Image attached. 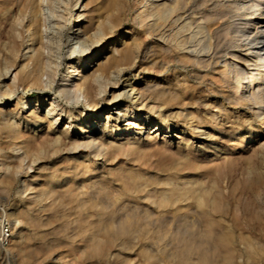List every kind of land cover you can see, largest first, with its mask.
I'll list each match as a JSON object with an SVG mask.
<instances>
[{"label":"bare ground","instance_id":"bare-ground-1","mask_svg":"<svg viewBox=\"0 0 264 264\" xmlns=\"http://www.w3.org/2000/svg\"><path fill=\"white\" fill-rule=\"evenodd\" d=\"M23 1L26 19L20 22L18 29L12 30L4 49L5 70L8 72L12 68L14 71L11 82L7 83L5 99L14 102L11 106L0 108V160L6 163L4 165L8 169L0 177V183L3 186L9 184L6 188L10 187L13 175L22 173L24 190H31L27 197L29 201L25 200L35 214L31 221L27 218V210L23 207L28 203L21 205V210L18 208L20 206L12 208L13 211L9 213L18 221L16 236L11 243L14 251L17 250L25 260L38 261L40 251L44 249L46 252L43 248L45 245L54 247L53 243L45 241L44 246L40 243L49 233L42 230V226L48 224L46 213L53 207L51 203L74 199L79 203L81 214L98 218L101 224L97 232L89 236L87 248L79 250L81 253L89 250L90 256L93 255L98 264L118 262L117 257L121 254L118 251L124 248L132 251L137 247L149 260L159 259L160 262L164 260L161 258L164 254L167 261L177 259L181 264H246L244 250L238 246L232 227L217 217L224 209L217 198L219 190L213 192L212 187L201 185L204 178L198 172L204 157L210 156L207 160L210 161L221 153L225 158L222 161L227 166L236 157L227 150L234 141L226 143L212 131L213 128L220 131L225 129L226 121L219 118L225 109L223 104L215 102L213 106L216 108L213 110L216 112L210 116L202 112L209 105L205 98L198 101L202 110L185 108V105H192V91L195 89L192 87V72L175 74L173 83L162 82L152 77L148 79L146 72L149 69L138 64L141 68L135 77L141 74V81H130V76L120 79L130 67L136 66L144 41L134 31L130 35L121 31L116 41L108 42L131 8L129 0H73L72 12L69 11L72 0H58V31L62 33L66 29L64 21H69L68 14L76 17L78 22L86 16L80 26L90 50L76 55L74 49L69 48L64 59L68 70L66 79L71 80L63 85L57 83L58 65L53 57L56 46L52 41L56 35L47 38L43 27L45 0ZM193 1L135 0L132 7L135 24L145 37L153 39L157 49L166 52L168 58L159 64L156 55L149 63L159 65L161 69L158 71H164L177 61L188 65L193 61L204 66L211 57L210 50L213 47V33L209 24L228 18L236 27L237 37L248 40L249 51L245 56L232 51L230 60L225 61L220 70L221 78L232 88L230 97L233 102L239 105L242 100H248L261 107L264 103V67L261 65L262 69L250 74L247 65L251 60H264V0ZM206 3L207 7H203ZM72 35L68 33L67 37L61 38L59 48L62 44L69 45ZM24 42L27 51L22 52ZM152 49L153 45L146 47L149 54ZM72 58L77 60V66L72 64ZM239 58L244 64L238 67L236 61ZM45 75L50 78L49 82L45 81ZM255 83L258 86L256 89L253 86ZM18 85L25 90L17 94L15 99L10 98ZM67 88L76 97L74 102H63L62 95ZM28 90H37L38 93L30 97ZM48 90L53 91L52 100L46 96ZM79 95L89 108L88 111L82 108L79 117L83 113L85 118L90 113L96 114V117L91 121H84L83 118L79 120L77 117L70 125H64L65 122L62 124V112L73 116L74 109L82 106ZM58 97L61 100L56 101ZM174 103L184 105L175 116L165 115L159 110L162 107L171 109ZM114 104L117 105V110H113L115 118L121 117L127 121L119 124L113 122L111 125L104 122L98 126L100 131L96 130V126L91 123L106 113L110 120V109H114ZM261 109L257 116L264 122V107ZM140 111L147 114L142 116ZM152 122L155 124L152 125ZM136 126L139 128L138 135H132L131 129ZM165 126L178 130L169 141L165 135H162L161 140L158 137L168 128ZM206 127L211 129L207 130ZM251 139L255 140L254 137ZM160 141L162 145H157ZM16 149L19 151L14 153ZM209 151L213 152L208 155ZM98 163L100 165L97 167ZM25 167L33 168L34 173L30 174ZM214 172L219 174L221 170L216 169ZM36 181L41 183V187L33 186ZM256 202L262 208L263 192H258ZM178 216L182 222L176 224ZM188 216H192L190 223H186ZM202 217L205 219L198 222V218ZM26 224L33 227L34 240L40 245L30 240V235L24 232ZM165 229L172 231L175 236L171 244L163 245V237H159V232ZM243 232L239 233L238 240L245 245L246 240L251 238ZM256 240L257 248L264 251V243ZM246 255L248 258L250 253Z\"/></svg>","mask_w":264,"mask_h":264},{"label":"rangeland","instance_id":"rangeland-1","mask_svg":"<svg viewBox=\"0 0 264 264\" xmlns=\"http://www.w3.org/2000/svg\"><path fill=\"white\" fill-rule=\"evenodd\" d=\"M23 2H24L23 0H0V48H1L0 49V60H1L0 61V68H1L0 69V105H1L0 108L4 107V106L6 108V107H8V105L11 106L14 102V101H11L9 99H5V95H6V92L8 90V84L11 82V79L13 78L14 71L12 68L10 70H8V72H6L7 70H5L4 49H5V45L7 44L8 40L11 36L12 30L18 29L20 27V22L21 21L23 22L26 19V13H25V8L23 6ZM193 2H198V0H194ZM134 3H135V0H129V4H130L131 8L127 11V14L124 15V18L121 21V24L114 31L113 36L110 38V40H108V42H112V43L114 41H116L117 35L120 34L121 31L124 32L123 34H127V35H130L131 32L134 31L135 34L140 35L142 37V39L144 40L142 47H141L140 57L136 61L137 62L136 66L130 67L131 69L129 68L127 70L128 73L125 75L123 74L120 77V79L122 78V80H124L127 76H130L131 77L130 81H134L135 79H137V81H139L140 79H142V77H141L142 75L140 74L138 77H135V73L138 71L139 68H141V66L149 69L148 72H146V73H148V79H151V77H152V79L159 80L162 82H172L173 83V80H175V77H176L175 74H178L180 72H187V73L192 72V87L195 88L192 91V105H190V106L185 105V108L192 110V111L202 110V108H200L198 105V101L201 100L202 98H205L208 100L209 105L207 106L206 110H202V112L207 113V115L210 116L211 114H214L216 112L215 110H213L216 108L215 106H213V104L215 102L216 103L221 102L223 104L225 109L222 112V115L219 116V118L222 117L226 121L225 122V129L223 131H220L217 128H213L212 131L214 132L215 135L218 134L219 139L224 140L226 143H228L229 141H234L232 143L233 146L231 144H229L228 146H231V147L227 150H229L228 152L232 151L236 157L233 159V161L231 163H229L228 166L225 165L224 161H222L225 158H223L224 155H221V153H219V155L215 156V158H213L210 161H207L210 156L207 158L204 157L202 162H201V163H203V162L204 163L198 171L199 173H201L202 178H204L203 179L204 182L201 185H204V187H206V186H208L210 188L212 187V190L214 189L213 192H216L219 190V192L217 194V198L221 202V204L224 205V209L222 210L223 212L221 211L222 214L221 213H220V215L218 214L217 217H220L219 219H221L222 222L224 221V223L226 225L232 227V231L234 232V237L237 238L236 241H237V243H239L238 246L240 245V247H242L244 250V259H245L246 264H264V251L258 249L257 248V240L255 242V239H258V241H261L264 243V205L262 206V208H259L257 205V202H256V196H257L258 192L264 193V172H263L264 171V122H262L260 120V118H259L260 112H258V111H260L261 108L264 107V103L260 107L254 103L248 102V100H242L239 103V105L237 103L233 102V100L230 97L233 90L231 87H229L227 85L225 80H222L221 74H220V70L223 68V63L227 60L228 61L230 60V56H231L232 51L235 50L241 56L247 55L246 53H247V51H249V42H248V40L245 39V37H242V38L237 37V35H236L237 32L235 29L236 27L232 22H230L231 21L230 19L226 18L225 20L220 21V22H213V23L209 24L210 25L209 29L213 33V38H212L213 47L210 50V56L211 57H209L208 60L204 63L205 64L204 66H200L199 64H197L193 61H192V64H190V65H188L189 63L177 61L178 63L174 62V63H171L170 65H168L169 68H165L164 71H158L161 68L159 67V65L157 66V64L153 65L152 62L149 63L150 59L153 56L157 55L158 56L157 60H159L158 63L160 61L166 62L167 61L166 59H168V58H166L167 54L164 50L157 49L158 47L154 44V41H152L153 39L150 37L149 38L145 37L144 33L135 24L134 14H133V9H132ZM8 5H10V6H8ZM207 5H208V3H206V5H203V7H205V6L207 7ZM63 6H65V4H63ZM73 6H74V4H73V0H72V4H71L70 10H69L70 12L73 11V9H72ZM82 9L83 8H81V10ZM43 10H44L43 17L45 18V26H43V27H44V29H46L47 38H50V37H53L56 35L55 37L52 38V41L54 42V44L56 46V50H55V53L53 54V57L57 60V65H58L57 66L58 74L56 76V80H57L56 82L63 85L64 83H68L71 80V79H69V80L66 79L68 70H67V64H66L64 57H65V55L68 54L67 50L69 48L74 49V54H76V55L85 54L86 52H88L90 50L87 47L89 42H88V40H86L87 39L86 35L82 32L81 26H80L82 23H84L86 16H83L82 20L80 22H78L76 17H74L72 14H68L67 18L69 21H64L67 27L61 33L58 31V28L56 26V20L60 19L59 17L56 16V13H59V10H60L58 0H45L44 4H43ZM1 19H2V21H1ZM258 24L259 23H257V25ZM136 28H137V30H136ZM128 32H129V34H128ZM68 33L73 34L72 37L70 38V44L69 45H65V44L63 45L62 44V47L60 46V48H59V44L61 43L60 39L67 37ZM62 34H64V35H62ZM114 37H116V38H114ZM263 44H264V42H263ZM151 45H153V49H152V52L149 54L148 50H146V47L151 46ZM23 46H22V52L27 51L26 42H24ZM1 52H3V53H1ZM242 59H243V57H242ZM242 59L239 58L236 61V64H238V67L243 66L244 63H243ZM61 60H64V61L61 62ZM71 62L73 65L77 66V60L75 58H72ZM161 63H159V64H161ZM263 63H264V60H262V59H258L256 62L251 60L250 64L247 65L248 71L250 72V74L251 73H257V71L259 69H262V67H264ZM138 64H141V66L138 67L137 66ZM180 64H182V65H180ZM185 64H187L188 66H186ZM183 65H184V67H183ZM261 65H262V67H261ZM75 68H77V67H75ZM183 68H185V69H183ZM76 72H77V70H76ZM72 78H73V76H72ZM44 79H45V81H48V82L50 81V78L47 75L44 76ZM229 82L231 83V81H229ZM52 83L55 84V81H53ZM253 86H254V89H256L258 87L256 85V83ZM24 90H25L24 87H22L21 85L16 86V92L11 94L10 98L15 99L16 95L19 93H22ZM196 91H197V94H196ZM37 93H38L37 90H28V96H30V97L35 96ZM46 93H47L46 96H47L48 100H52L54 98V94H53L52 90H48ZM203 93H205V94H203ZM109 94L110 93L108 92V95ZM68 96H70V97L68 98ZM72 96H73L72 91H69V88H67L63 92V95H62L63 102L64 103L74 102L76 97L75 96L72 97ZM78 98H79V101H80L82 106L74 109L75 113L73 116L71 113H66L65 111L62 112V114H63L62 115L63 119L61 120L62 124L65 122L64 125H70L73 120L77 119V117L79 120H81L83 118L84 121L85 120L91 121V119L96 117V114H93V113L88 114L86 116V118L84 117V113L79 117L78 114L81 113L82 108L85 107V109L87 111L89 110V108L86 104H84L81 95H79ZM55 100L56 101L61 100V97H58ZM112 106H113L112 108H114V109H110V112H112V113H110V114H112L110 120H108L107 113H106V114H101L100 116H98L94 120L96 122L91 123L92 125L96 126V130L100 131L99 127L104 122H108L109 125H111L113 122L119 124V123H123V122L127 121V120L123 121V118H121V117L115 118V114L113 113V110L114 111L117 110V108H115L117 105L114 104ZM123 106L124 105H122L121 107H123ZM183 106L184 105H180V103H174L173 106L171 107V109H166V108L162 107L159 110L162 113H164L165 115L168 114V116L172 117V116L177 115V113H179L181 111L180 109L183 108ZM209 107H211V108H209ZM140 112L142 113V116L147 114L144 111H140ZM257 112L259 114L258 115L259 117L257 116ZM66 121H67V123H66ZM139 122H140V120L137 121V123H139ZM154 124H155V122H152V125H154ZM260 124H261V126H260ZM165 127L167 128L168 126H165ZM138 129L139 128L137 126L133 127L131 129L132 135H138V133H137ZM210 129H211L210 127L207 128V130H210ZM176 131H178L177 128L171 129L170 127H168L165 131H163L162 134L159 133L158 137H160V140H161L162 137L165 135L166 140L169 141ZM187 136H188V138L191 137L190 135H187ZM232 137H233V139H232ZM252 137L255 138V140H254L255 142L251 139ZM159 144L162 145L161 141L157 143V145H159ZM175 144L176 143H174L173 145H175ZM167 145H169V144H167ZM156 147H158V146H156ZM18 151L19 150L16 149L14 151V153H16ZM212 152L213 151H209L208 155L211 154ZM1 161L2 160H0V177L3 176L4 174H6V172L8 170L7 166L4 165L6 163L4 161H2V162ZM207 163H210V164L206 166ZM99 165H100V163L97 164V167ZM155 167H156V165H155ZM25 168H27L25 170H27L29 173L30 172L34 173L33 168H30V167H25ZM216 169H220L221 173H219V174L215 173L214 171ZM237 169H238V171H237ZM207 173H209V174H207ZM16 174H17V176H16ZM16 174L13 175L14 180L12 181V183H10L11 184L10 187L6 188V186H9V184H7L6 186L4 184V186H3L2 183H0V207L4 208L5 213L7 214L8 218L10 220L11 226H12V235L10 237L9 243L5 246L0 245V264H96L97 261H95V257H93V255L90 256L89 250H87L88 252L85 251L84 253L79 252V250L87 248V244H88L87 242L89 241V236L91 234H93L94 232H97V230L100 228L101 224H100L98 218H95L93 216L87 217V215L81 214L79 211L80 210L79 203L77 201L75 202L74 199H65V201L62 200V201H56V202L51 203V206H53V207H50V212L46 213L48 224H45V227L42 226V230H45L49 233H48L47 237L45 238V240L41 241L40 243L42 246H44L45 245L44 243L46 241V243H50V244L53 243L54 247H53V245L51 246L49 244L50 247H52V249H50L49 246L46 247L47 245H45V247H43V248H45L46 252H44L43 251L44 249H43L40 251L41 254L39 253L40 258H42V259L39 258L38 261H34L31 259L25 260L22 256H20L21 254L17 250L14 251V249L11 247L12 246L11 243H12V239H14V237L16 236V227L15 226H16V222L18 223V221L14 220L15 218L10 216L9 213L13 211L12 208H14V207L20 206L18 208H20V210H21L22 209L21 207L25 206L26 203H28L29 198H27V197L30 196V191H31V190H28V191L24 190L25 184H24L23 174L22 173L20 174V172H17ZM33 186L34 187H41V183L39 181H36L35 183H33ZM5 188H6V190H5ZM28 192H29V195H28ZM25 199L28 201L26 202ZM21 203H23L24 205ZM73 203H74V205H73ZM28 205H29V203L27 204V206L23 207V209L27 210L26 216L31 221V218L33 217V215L35 213L32 212V209ZM30 210H31V212H30ZM227 210H229L228 213H226ZM66 213H67V215H66ZM223 214L227 215V216H224ZM30 215H31V217H30ZM50 215L53 218L55 217V219H53ZM222 215H223V218H222ZM228 215H229V217H228ZM188 217L186 218V223H188V222L190 223L191 222L190 220H192V218H191L192 216H188ZM224 217H225V219H224ZM228 218H229V222H228ZM44 219H46V218H44ZM179 219H181V220H179ZM203 219H205V218L204 217H202L201 219L198 218L197 221L201 222V221H203ZM49 222H50V224H49ZM175 222H176V224L182 222V218L176 217ZM183 222H184V220H183ZM26 225H29V226H26ZM26 225L24 226V228H25L24 232L27 233V235H30V237H31L30 240H32L33 242H36L37 240H34L35 238L33 236V231H34L33 227L31 228L30 224H26ZM55 225H56V227H55ZM57 225H59V226H57ZM52 228H54V229H52ZM58 228H60V229L58 230ZM62 228H63V230H61ZM241 230L244 231L243 232L244 234H247L251 238L249 241L246 240L245 245L240 243V241L238 240V237L240 235L239 233H242ZM31 232H32V234H31ZM161 232L162 233L165 232V233L162 234ZM161 232H159V237H163L162 238V242H163L162 244L163 245H165V243L171 244V242H174L175 236H174L172 231L169 232L168 230L165 229V230H162ZM51 237L52 238L55 237V238L52 239ZM253 238H254V241H253ZM52 240H53V242H52ZM36 244L40 245L38 241L36 242ZM137 248L133 249L132 251L130 248L129 249L124 248V249L120 250L122 252L118 251L119 252L118 254H120V253L122 254V255L121 254L118 255V257H117L118 262L116 260V262L111 261L110 263H106V264H181L179 261H176L177 259L174 261H170V262H169V260L167 261V259L164 257V254L161 257L164 260H162L161 262L159 261V259L149 260L148 257L145 256L146 254H143L142 252L140 253V251ZM48 249L50 251L51 250L52 251L50 252ZM16 251H17V253H16ZM80 251H82V250H80ZM137 251H139V253ZM247 252L250 253V256L248 258L246 255ZM43 253H44V256L46 258L43 256ZM46 253H48V254H46ZM49 253H52V255L51 254L49 255ZM78 253L81 256L78 255ZM85 253H87V255ZM5 254H7V255L5 256ZM82 254H83V256H82ZM88 255H89V257H88ZM134 255L135 256L137 255V257L133 258L132 256H134ZM84 256L87 258L85 259ZM126 256H127V260L125 259ZM143 256H144V258H142ZM20 257H22V258H20ZM130 257H131V259H130ZM246 259H248V260H246ZM86 260L89 263H87ZM90 260L93 262H91ZM124 261H126V262H124Z\"/></svg>","mask_w":264,"mask_h":264},{"label":"built area","instance_id":"built-area-1","mask_svg":"<svg viewBox=\"0 0 264 264\" xmlns=\"http://www.w3.org/2000/svg\"><path fill=\"white\" fill-rule=\"evenodd\" d=\"M12 235V226L3 207H0V245L5 246L9 243Z\"/></svg>","mask_w":264,"mask_h":264}]
</instances>
